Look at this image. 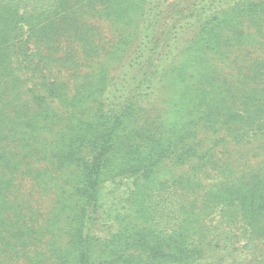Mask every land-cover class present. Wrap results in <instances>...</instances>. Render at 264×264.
Instances as JSON below:
<instances>
[{
  "label": "trees",
  "instance_id": "obj_1",
  "mask_svg": "<svg viewBox=\"0 0 264 264\" xmlns=\"http://www.w3.org/2000/svg\"><path fill=\"white\" fill-rule=\"evenodd\" d=\"M0 264H264V0H0Z\"/></svg>",
  "mask_w": 264,
  "mask_h": 264
},
{
  "label": "rangeland",
  "instance_id": "obj_2",
  "mask_svg": "<svg viewBox=\"0 0 264 264\" xmlns=\"http://www.w3.org/2000/svg\"><path fill=\"white\" fill-rule=\"evenodd\" d=\"M112 187H113L112 185H108L107 190L110 189V188H112ZM107 190H106V191H107ZM118 190L121 192V191L123 190V188L121 187V188H119ZM117 194H118V192L116 193V195H117ZM107 196H108L109 199L112 198L110 194L107 195Z\"/></svg>",
  "mask_w": 264,
  "mask_h": 264
}]
</instances>
